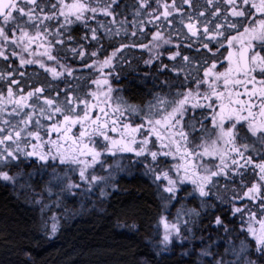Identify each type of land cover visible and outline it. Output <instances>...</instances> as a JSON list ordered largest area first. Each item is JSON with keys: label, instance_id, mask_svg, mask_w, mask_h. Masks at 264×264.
Returning <instances> with one entry per match:
<instances>
[{"label": "snow or ice", "instance_id": "obj_1", "mask_svg": "<svg viewBox=\"0 0 264 264\" xmlns=\"http://www.w3.org/2000/svg\"><path fill=\"white\" fill-rule=\"evenodd\" d=\"M28 168L41 211L135 168L168 213L155 256L264 264V0H0V181Z\"/></svg>", "mask_w": 264, "mask_h": 264}, {"label": "trees", "instance_id": "obj_2", "mask_svg": "<svg viewBox=\"0 0 264 264\" xmlns=\"http://www.w3.org/2000/svg\"><path fill=\"white\" fill-rule=\"evenodd\" d=\"M117 87L136 102L146 95L135 82ZM45 179L33 172L30 179L25 175L15 185L0 181V264H198L195 255L182 252L190 248L198 253L199 237L189 242V248L176 245L167 258L155 256L157 231L162 232L157 219L168 213L163 212L150 178L135 168L126 179L117 178L118 190L110 191L107 198L96 190L67 199L44 194L49 207L41 211L33 197L42 193ZM171 212L174 215L175 208ZM52 216L61 228L55 239H48L44 225H51ZM125 220H135L139 231L124 227Z\"/></svg>", "mask_w": 264, "mask_h": 264}, {"label": "rangeland", "instance_id": "obj_3", "mask_svg": "<svg viewBox=\"0 0 264 264\" xmlns=\"http://www.w3.org/2000/svg\"><path fill=\"white\" fill-rule=\"evenodd\" d=\"M123 163L126 165L128 162L127 160L123 161ZM125 173H121V175H124ZM118 178V177H117ZM149 178V177H148ZM151 180V179H150ZM96 189L93 190V192H95ZM97 191V190H96ZM111 189H108V192H110ZM98 192V191H97Z\"/></svg>", "mask_w": 264, "mask_h": 264}]
</instances>
